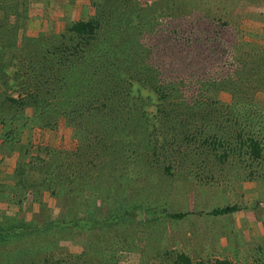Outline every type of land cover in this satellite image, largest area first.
I'll return each instance as SVG.
<instances>
[{
  "label": "trees",
  "instance_id": "1",
  "mask_svg": "<svg viewBox=\"0 0 264 264\" xmlns=\"http://www.w3.org/2000/svg\"><path fill=\"white\" fill-rule=\"evenodd\" d=\"M91 4L86 19L49 35H25L20 48L0 39V146L18 153L10 174L18 202L28 194L40 202L46 191L62 204L74 199L77 207L87 188L111 186L115 179L135 185L150 167L172 174L201 162L239 163L245 176L264 173V108L254 99L264 93V44L244 40L238 28L242 5L264 22V0ZM219 92L229 101L222 102ZM59 120L74 130L73 150L42 146L31 154L20 142L24 130L54 129ZM95 174L103 180H93ZM118 208L101 222L93 214L72 216L69 209L41 222L1 219L0 264L23 253L19 241L38 239L29 249L40 247L44 254L59 233L123 218L128 210ZM236 210L226 204L205 213ZM190 212L166 215L180 219ZM12 240L18 242L2 247ZM166 257L168 264H229L177 251ZM48 258L40 264H53Z\"/></svg>",
  "mask_w": 264,
  "mask_h": 264
},
{
  "label": "rangeland",
  "instance_id": "2",
  "mask_svg": "<svg viewBox=\"0 0 264 264\" xmlns=\"http://www.w3.org/2000/svg\"><path fill=\"white\" fill-rule=\"evenodd\" d=\"M91 2L0 0V39H10L16 43V48H20L25 35H49L61 31L70 21L86 19L93 10ZM242 6L238 28L243 32V39L264 44V39L248 35H263L264 22L253 16L254 11H247L246 5ZM261 10L264 11V5ZM218 98L228 102L230 96L219 92ZM254 99L264 108L263 92H256ZM20 142L30 145L31 154L42 146L73 150L77 143L73 128L65 126L62 120L54 129L33 127L24 130ZM2 146L0 220L17 218L41 222L58 218L61 212L69 209L72 216L85 218L93 214L101 222L113 210H119L118 206L124 205L128 210L123 218L109 223L98 221L88 229L59 233L51 253L42 254L40 247L37 251L29 249L38 239L4 243L2 247L7 248L18 242L23 250L7 264H40L45 255L53 264H161L164 261L168 264L166 253L173 251L183 252L192 260L204 263L224 259L229 264H264V173L256 171L245 176L246 170L242 165L238 166L239 163L216 165L208 162L203 166V162H197L200 168L188 165L190 169H177L172 174L160 173L150 167L149 176L135 185L128 180L117 183L115 179L111 186L100 184L95 190L87 188L77 207H73L74 199L69 198L62 204L46 191L38 196L40 202L32 200L29 194L18 202L13 189L15 180L10 177L18 153L4 150ZM92 178L97 182L103 180L100 174ZM226 204L236 205L238 210L217 216L205 213ZM189 210L192 212L180 219L166 215ZM97 238L102 239L101 243L96 241Z\"/></svg>",
  "mask_w": 264,
  "mask_h": 264
}]
</instances>
